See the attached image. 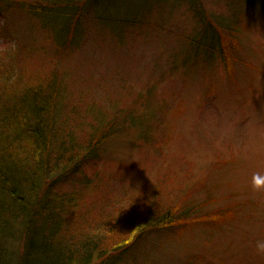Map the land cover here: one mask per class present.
I'll return each mask as SVG.
<instances>
[{"label":"rangeland","instance_id":"rangeland-1","mask_svg":"<svg viewBox=\"0 0 264 264\" xmlns=\"http://www.w3.org/2000/svg\"><path fill=\"white\" fill-rule=\"evenodd\" d=\"M7 1L12 6L0 0V113L20 88L44 86L58 73L67 74L64 97L110 92L121 104L144 96L155 114L146 135H118L110 160L83 168L95 175L81 217L96 229L144 203L193 211L119 264H264L257 247L264 243V6L132 0L119 13L128 23L115 25L95 19L102 6L92 1L58 45L40 17L21 12L22 0ZM211 48L232 53V71L214 49L205 60Z\"/></svg>","mask_w":264,"mask_h":264},{"label":"trees","instance_id":"trees-1","mask_svg":"<svg viewBox=\"0 0 264 264\" xmlns=\"http://www.w3.org/2000/svg\"><path fill=\"white\" fill-rule=\"evenodd\" d=\"M5 1L4 6H12V1ZM92 1L102 6L96 10L101 14L97 21L128 23L119 13L130 8L132 0H22L19 9L40 17L42 30L53 36L44 34L61 45ZM144 1L150 7L162 0ZM257 1L264 6V0ZM209 36L213 35L204 38ZM213 49L205 60L216 55ZM214 50L232 71V53ZM49 75L51 82L44 86L36 80L20 88L21 96L0 113V264H119L151 235L184 224L192 206L155 209V204L144 203L123 213L116 223L93 228L81 217L87 208L80 206L83 200L86 203L95 174L90 178L83 168L110 160L111 142L118 135L132 129L146 135L157 122L155 114L144 96L121 104L110 92L104 98L64 97L67 74ZM120 87L131 85L122 82ZM166 108L163 104L157 110L163 113Z\"/></svg>","mask_w":264,"mask_h":264},{"label":"clouds","instance_id":"clouds-1","mask_svg":"<svg viewBox=\"0 0 264 264\" xmlns=\"http://www.w3.org/2000/svg\"><path fill=\"white\" fill-rule=\"evenodd\" d=\"M257 247L259 250L264 251V243H258Z\"/></svg>","mask_w":264,"mask_h":264}]
</instances>
